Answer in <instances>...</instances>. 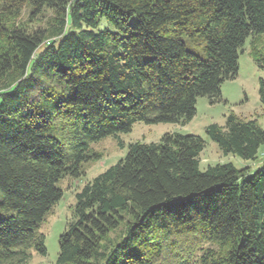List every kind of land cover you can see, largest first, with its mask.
Listing matches in <instances>:
<instances>
[{
    "label": "trees",
    "instance_id": "16d2710c",
    "mask_svg": "<svg viewBox=\"0 0 264 264\" xmlns=\"http://www.w3.org/2000/svg\"><path fill=\"white\" fill-rule=\"evenodd\" d=\"M25 4L33 16L54 10V27L12 23ZM261 33L264 0H0V264L46 254L57 183L84 174L94 142L137 121L188 122L198 97L220 98L246 38ZM259 93L264 105L263 78ZM206 132L246 160L264 145L258 120L233 112ZM205 146L178 132L131 143L76 193L57 264H187L206 242L220 250L203 264H264V164L251 175L232 162L202 169Z\"/></svg>",
    "mask_w": 264,
    "mask_h": 264
},
{
    "label": "rangeland",
    "instance_id": "374dc122",
    "mask_svg": "<svg viewBox=\"0 0 264 264\" xmlns=\"http://www.w3.org/2000/svg\"><path fill=\"white\" fill-rule=\"evenodd\" d=\"M56 18V12L49 8H44L33 16L32 7L25 4L19 15L13 17L11 22L30 31L39 28L50 31L56 23ZM105 25L108 24L104 19L101 27ZM186 41L190 50L201 55L204 54V50L196 41L190 39H186ZM257 57L264 58V33L250 35L246 38L239 53L238 75L223 82L221 96L216 101L212 102L207 96L198 97L196 114L188 122L146 123L137 121L129 132L109 135L94 142L92 150L97 156L83 163L84 174L80 177L67 175L58 181V187L63 190V195L52 206L41 225V231L46 237L47 252L41 254L33 250L29 264H57L60 236L69 222L75 219L76 193L82 189L85 183L123 159L133 142H156L165 133L195 134L203 137L206 141V146L200 154L202 169L218 162H232L238 168L249 166L248 175H251L262 166L264 164V145L260 148L255 160H246L233 153L224 154L217 142L212 140L206 132L207 126L211 123L224 125L228 115L232 112L243 119L255 118L264 127V105L259 93L260 80L264 79V67L259 66ZM116 233L114 232L112 237ZM208 248L220 250L212 243H203L187 264H203L202 256Z\"/></svg>",
    "mask_w": 264,
    "mask_h": 264
}]
</instances>
